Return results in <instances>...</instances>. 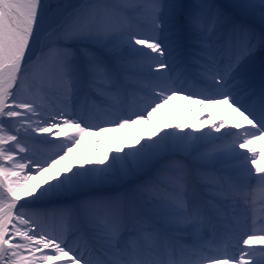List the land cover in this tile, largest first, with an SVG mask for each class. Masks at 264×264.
<instances>
[{
  "label": "snow or ice",
  "instance_id": "1",
  "mask_svg": "<svg viewBox=\"0 0 264 264\" xmlns=\"http://www.w3.org/2000/svg\"><path fill=\"white\" fill-rule=\"evenodd\" d=\"M0 264H264V0H0Z\"/></svg>",
  "mask_w": 264,
  "mask_h": 264
},
{
  "label": "bare ground",
  "instance_id": "2",
  "mask_svg": "<svg viewBox=\"0 0 264 264\" xmlns=\"http://www.w3.org/2000/svg\"><path fill=\"white\" fill-rule=\"evenodd\" d=\"M226 111L227 107L225 106L218 104L201 105L184 99L182 95H177L173 96L159 112L154 114L153 120L172 130V127L176 124L188 126L198 119H205V117H207V124L224 118H227L229 122L236 119L234 113H231L229 109L228 113ZM200 128H205V124H201ZM185 130H188L187 127ZM97 131L98 129H93L84 134L81 143L75 147L71 154L70 160L72 163L78 165L86 160H101L106 152L114 154V150L121 147V145H134L138 137H148L152 132V128L148 123L141 122L122 129L110 128L100 135L96 134ZM35 183L37 181H32V184Z\"/></svg>",
  "mask_w": 264,
  "mask_h": 264
},
{
  "label": "rangeland",
  "instance_id": "3",
  "mask_svg": "<svg viewBox=\"0 0 264 264\" xmlns=\"http://www.w3.org/2000/svg\"><path fill=\"white\" fill-rule=\"evenodd\" d=\"M227 1L230 2L231 0H227ZM50 2H56V0H50ZM60 2L71 3V4H80V3H83L84 0H60Z\"/></svg>",
  "mask_w": 264,
  "mask_h": 264
}]
</instances>
